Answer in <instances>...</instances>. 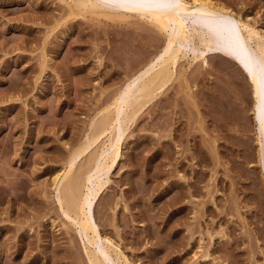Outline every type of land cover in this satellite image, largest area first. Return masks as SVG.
<instances>
[{"label": "rangeland", "instance_id": "obj_1", "mask_svg": "<svg viewBox=\"0 0 264 264\" xmlns=\"http://www.w3.org/2000/svg\"><path fill=\"white\" fill-rule=\"evenodd\" d=\"M77 1L0 0V264H92L98 243L59 201V181L105 107L168 41L170 28L149 18L74 10ZM211 1L264 35V0ZM215 17L195 23L206 41ZM179 46L172 77L125 123L93 199L98 242L112 240L130 264H264L254 83L222 48L198 37ZM104 143L76 157L71 178L93 171Z\"/></svg>", "mask_w": 264, "mask_h": 264}, {"label": "bare ground", "instance_id": "obj_2", "mask_svg": "<svg viewBox=\"0 0 264 264\" xmlns=\"http://www.w3.org/2000/svg\"><path fill=\"white\" fill-rule=\"evenodd\" d=\"M187 3L188 6H185ZM76 6L74 10L90 8L111 18L127 16L149 18L162 29L170 28L168 41L163 51L125 84L123 91H120L119 95L113 99L114 101L112 100V104L108 105L112 109L105 107L106 110H104L109 111L105 115L101 112L100 119H97L98 125L95 122L96 131H93L92 136L85 137L88 138L87 143L81 149H77L78 151L72 152L74 155L72 154V159L68 162L71 169L77 156L105 136L109 143H104V148L95 153L96 162L92 160L94 161L92 164L95 165L93 171L89 173V169V174L86 176V173L85 178L81 174L71 178L69 173L72 170L67 169L62 181H59L61 184L57 182L61 186V195L58 199L62 204H66L65 210H69L70 213L68 215L74 214L73 219L81 227V232H84L89 244L98 243L96 250L93 247L87 250L91 263L130 264L127 259L122 258L112 240L104 237L103 244L98 242L97 236L100 237V235L91 213L93 199L97 197L98 190L105 183V175L109 173L120 155L121 139L126 130L125 123L132 118V114L136 116L142 103L153 98L156 90L161 91L172 77L181 50L180 46L175 47V43L189 44L198 37L205 49L222 48L227 54L235 55L249 73L255 86L256 115L260 124V133L263 136L261 145L264 150V56L258 54V51L262 49L264 35L249 21L235 16L224 6L216 5L211 0H78ZM185 10L190 15H194L189 23L183 16ZM211 14H216L213 21L216 33L213 39L206 41L203 35L197 34L195 23L200 21L199 17L203 18ZM205 49L201 55H204ZM92 124L91 126H94L93 122ZM261 160L264 169V154ZM88 183L94 188L86 192L84 188Z\"/></svg>", "mask_w": 264, "mask_h": 264}]
</instances>
